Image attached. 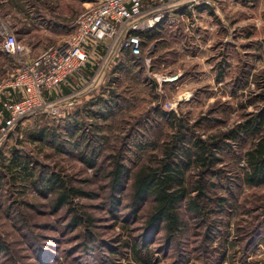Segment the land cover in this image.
Returning <instances> with one entry per match:
<instances>
[{
  "label": "rangeland",
  "instance_id": "rangeland-1",
  "mask_svg": "<svg viewBox=\"0 0 264 264\" xmlns=\"http://www.w3.org/2000/svg\"><path fill=\"white\" fill-rule=\"evenodd\" d=\"M91 1L0 0V20L10 26L24 52L9 55L0 46V84L21 59L35 57L69 33ZM205 5L169 13L143 37L142 48L150 51L155 70L178 76L160 90L144 70L141 79L130 82L132 96L125 93L120 109L98 121L105 136L97 168L88 167L76 149L64 147L65 130L56 131L52 140L31 139L40 124L57 120L36 116L20 124L12 141L38 169L58 172L90 195L54 208V195L32 196L29 188L15 189L11 179L4 181L0 239L10 252H1L0 264H264V184L248 185L242 179L250 136L225 139L231 146L203 173L207 183L215 184L205 191L206 209L197 216L183 202L178 232L148 227L151 202L135 211L129 201L134 171L161 155L164 141L176 131L152 107L165 111L164 102H171L170 110L183 120L187 135L203 138L224 136L264 107V0H212ZM111 80L117 92L126 89L123 78ZM114 155L130 172L123 190L116 192L115 210L107 174ZM187 175L192 183L200 174L196 167ZM25 202L35 207L27 208ZM74 210L87 212L91 221L70 225Z\"/></svg>",
  "mask_w": 264,
  "mask_h": 264
},
{
  "label": "trees",
  "instance_id": "trees-1",
  "mask_svg": "<svg viewBox=\"0 0 264 264\" xmlns=\"http://www.w3.org/2000/svg\"><path fill=\"white\" fill-rule=\"evenodd\" d=\"M127 69H130L131 74H128ZM142 71L143 68L137 61L128 58L118 59L108 77L107 85L97 95L80 103L60 122L48 121L45 119L46 116L39 115V118L46 121L40 124L39 130L30 133L31 139L44 140L46 138L49 140L51 137L52 140L57 132L65 130L67 142H62L64 147L68 151L76 149L77 155L88 167L97 168L96 157L105 136L102 134L103 131H100L102 124L98 121L108 119L120 109L125 93L132 96L130 94L132 85L130 87L129 84L134 78L141 79ZM120 77L125 82L122 88L126 87V89L117 92L111 78L116 81L120 80ZM151 111L159 117L164 118L165 116L172 121L171 124L176 126V131L164 141L161 155L140 165L132 174L129 201L135 211L140 210L147 201L151 202L146 220L148 227L156 229L162 226L168 234L178 232L183 225L181 211L183 202L195 215H201L207 207V203L203 202L207 186L215 185L214 182L207 183L203 173L212 170L219 160L218 153L225 152L231 146L228 141L224 142L225 139L238 141L248 136L252 137L251 145L242 157L244 162L242 179L248 185L264 184V107L224 136L210 134L207 138L200 135L188 136L187 127L183 120L178 119V114L174 110L161 111L152 107ZM12 140L16 139L11 138L6 143V145L9 142L12 143L11 146L7 148L4 144L5 146L0 148V192L6 191L3 186L4 181L10 182L11 179V182H14L11 185L15 189L29 188L32 196L48 198L54 195V208H61L70 204L73 198L88 194L71 185L70 181L58 172L49 170L45 166L38 169L36 161L25 154L23 149ZM113 157L115 158L114 166L107 174L114 192L111 207L115 210L118 202L115 198L116 192L123 190L130 172L124 163L119 162L120 155ZM196 167L200 175L191 183L187 174ZM8 173L10 174L9 180H7ZM193 192L195 195L192 194ZM223 201L218 202V205H222ZM25 203L27 208L35 207H32L29 202ZM73 212L70 225L78 226L91 221L87 212L76 210ZM1 252L4 255L10 252L3 239H0V254ZM147 262L145 260V263Z\"/></svg>",
  "mask_w": 264,
  "mask_h": 264
},
{
  "label": "built area",
  "instance_id": "built-area-1",
  "mask_svg": "<svg viewBox=\"0 0 264 264\" xmlns=\"http://www.w3.org/2000/svg\"><path fill=\"white\" fill-rule=\"evenodd\" d=\"M212 0H92L72 22L71 31L32 58L21 59L0 84V148L17 139L20 124L44 115L64 120L80 103L107 85L118 59L135 60L157 89L178 75L155 70L142 48L144 34L169 13L192 11ZM0 44L11 55L24 54L15 33L0 20ZM172 109V103L164 102Z\"/></svg>",
  "mask_w": 264,
  "mask_h": 264
},
{
  "label": "crops",
  "instance_id": "crops-1",
  "mask_svg": "<svg viewBox=\"0 0 264 264\" xmlns=\"http://www.w3.org/2000/svg\"><path fill=\"white\" fill-rule=\"evenodd\" d=\"M244 1H250V0H244ZM202 5V4H201ZM206 6H208V4L207 5H205L204 7H206ZM207 8V7H206ZM154 31V30H153ZM147 34V33H146ZM150 34H152L151 32H148V36L150 35ZM144 36H145V34H144ZM0 46H1V44H0Z\"/></svg>",
  "mask_w": 264,
  "mask_h": 264
}]
</instances>
